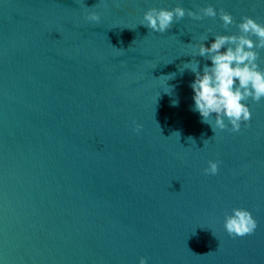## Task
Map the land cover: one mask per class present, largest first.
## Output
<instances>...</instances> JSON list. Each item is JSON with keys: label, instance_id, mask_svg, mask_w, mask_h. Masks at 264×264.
I'll return each mask as SVG.
<instances>
[{"label": "water", "instance_id": "1", "mask_svg": "<svg viewBox=\"0 0 264 264\" xmlns=\"http://www.w3.org/2000/svg\"><path fill=\"white\" fill-rule=\"evenodd\" d=\"M209 5L215 18L163 34L138 25L150 8ZM221 10L264 24L260 0H0L3 264H264V100L215 135L178 71L206 31L238 34ZM233 208L252 214V234L224 231Z\"/></svg>", "mask_w": 264, "mask_h": 264}, {"label": "clouds", "instance_id": "2", "mask_svg": "<svg viewBox=\"0 0 264 264\" xmlns=\"http://www.w3.org/2000/svg\"><path fill=\"white\" fill-rule=\"evenodd\" d=\"M260 2L264 3V0ZM217 14V10L211 5L197 11L186 10L180 6L171 9L154 7L144 12L138 25L152 33L163 34L186 15L199 21L215 18ZM86 19L96 22L99 16L93 12ZM219 20L225 29L235 25L238 34L219 35L213 34L211 30L206 31L197 42L189 44L190 49L186 56L192 59L178 68L181 75L187 70L194 76L189 85L193 102L190 110L198 114L200 122L208 125L215 135L218 131L228 130L229 126L232 132L240 131L241 124L247 125L251 119L247 101L258 103L264 100V69L258 63L259 51L264 50V24L257 23L248 16L241 17V21L236 23L230 14L222 10L219 11ZM210 36L213 40L206 46L205 41ZM196 57H202L210 63L201 68ZM175 76L173 73L161 77L169 81ZM175 87L167 84L163 93L172 96ZM178 103V99L171 101L173 107ZM133 131L139 134L141 126L136 125ZM173 135L179 139V133ZM189 141L194 142L191 137ZM218 168L219 161H208L203 174L216 175ZM256 228V220L245 209L233 208L231 214L224 216L223 229L229 236L250 235ZM0 264L3 262L0 261ZM138 264H148V261L141 257Z\"/></svg>", "mask_w": 264, "mask_h": 264}]
</instances>
